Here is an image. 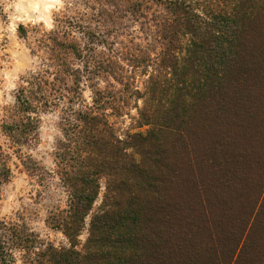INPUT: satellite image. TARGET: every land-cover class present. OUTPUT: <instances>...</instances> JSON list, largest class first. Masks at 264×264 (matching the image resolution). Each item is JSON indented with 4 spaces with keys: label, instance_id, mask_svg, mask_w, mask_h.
<instances>
[{
    "label": "rangeland",
    "instance_id": "obj_1",
    "mask_svg": "<svg viewBox=\"0 0 264 264\" xmlns=\"http://www.w3.org/2000/svg\"><path fill=\"white\" fill-rule=\"evenodd\" d=\"M168 1L174 0H0V264H62L51 247L61 253L73 250L54 220L69 207L65 170L72 174L81 169L78 153H71L72 160H61L69 145L66 124L75 123L81 111L99 117L95 132L81 137L94 136L100 147L101 140L126 142L148 129L142 127L140 111L150 77L163 74L162 29L172 18ZM20 98L27 104L22 105ZM260 117L262 131L242 140L249 155L236 159L241 172L229 183L227 172L211 174L201 160L206 151L201 116L191 123L189 136L200 151L194 156V173L204 181L210 177L217 188L196 199L187 218L197 227L188 233L194 245H207L211 254L223 246L222 236L226 240L240 213L248 208L253 212L261 199L264 115ZM245 133L240 131L241 136ZM192 171L187 173L190 180ZM261 176L260 183H253ZM101 186L92 213L102 204L105 178ZM168 191L172 197L177 193ZM91 217L80 233L77 251L87 244ZM259 233L262 241L253 264H264V231ZM194 249L190 244L186 251L194 254ZM207 253L202 262L209 260ZM76 261L71 255L69 263Z\"/></svg>",
    "mask_w": 264,
    "mask_h": 264
},
{
    "label": "trees",
    "instance_id": "obj_2",
    "mask_svg": "<svg viewBox=\"0 0 264 264\" xmlns=\"http://www.w3.org/2000/svg\"><path fill=\"white\" fill-rule=\"evenodd\" d=\"M168 10L172 18L162 29L163 74L150 77L140 111L142 127L148 129L126 142L101 140L100 147L94 136L81 137L95 132L99 117L81 111L75 123L66 124L69 145L60 157L66 162L78 153L81 169L64 172L69 207L54 220L73 250L61 253L51 247L58 263L70 264L73 255L76 264H253L262 241L259 231H264V190L253 212L248 208L236 217V225L225 235L228 241L223 235L224 244L217 251L211 254L207 245L191 241L188 229L197 222L187 213L198 197L215 193L217 187L210 177L204 181L195 175L198 149L189 132L195 116H201L206 129L201 160L207 171L227 172V183L240 175L236 159L249 155L242 140L262 131L258 127L264 115V0H174L168 1ZM19 102L27 104L22 98ZM240 131L246 133L241 136ZM103 178L106 193L92 213ZM169 189L177 191L174 197ZM91 214L87 244L77 251ZM190 244L194 254L186 251ZM205 252L210 258L202 262Z\"/></svg>",
    "mask_w": 264,
    "mask_h": 264
}]
</instances>
